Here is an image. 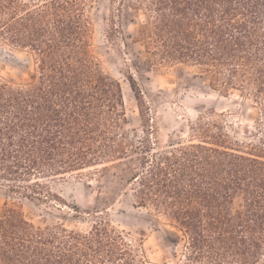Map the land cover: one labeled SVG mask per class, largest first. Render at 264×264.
I'll list each match as a JSON object with an SVG mask.
<instances>
[{
    "label": "trees",
    "instance_id": "1",
    "mask_svg": "<svg viewBox=\"0 0 264 264\" xmlns=\"http://www.w3.org/2000/svg\"><path fill=\"white\" fill-rule=\"evenodd\" d=\"M128 3L145 15L136 39L147 61L196 67L213 89L246 96L260 110L257 142L231 147L216 136L159 149L132 135L122 86L91 49V0H0V41L30 51L36 66L27 81L0 77V186L61 203L49 180L126 160L134 163V206L182 237L181 252L167 264H264V0ZM136 96L147 135L154 120ZM0 264L149 261L107 219L89 231L37 225L6 201Z\"/></svg>",
    "mask_w": 264,
    "mask_h": 264
},
{
    "label": "rangeland",
    "instance_id": "2",
    "mask_svg": "<svg viewBox=\"0 0 264 264\" xmlns=\"http://www.w3.org/2000/svg\"><path fill=\"white\" fill-rule=\"evenodd\" d=\"M22 1L36 4L44 0ZM122 4L118 0H91V49L104 72L122 86L127 129L132 135L147 136L159 149L187 144L194 138L216 142V136L225 137L223 144L231 147L257 142L252 132L260 110L253 102L239 91L225 95L213 89L209 78L196 67L150 64L143 42L136 39L145 15L132 9L128 0ZM35 68L30 51L0 41V77L27 81ZM136 91L154 120L151 124L155 129L147 135ZM133 167L134 163L124 160L107 168L98 166L49 180L64 199L61 203L25 198L0 186V211L6 201L14 202L37 225L59 222L81 231H89L96 222L107 219L144 252L149 264L171 263L181 252L182 237L164 218L134 206L129 182Z\"/></svg>",
    "mask_w": 264,
    "mask_h": 264
}]
</instances>
